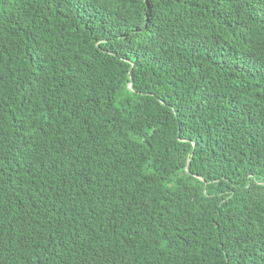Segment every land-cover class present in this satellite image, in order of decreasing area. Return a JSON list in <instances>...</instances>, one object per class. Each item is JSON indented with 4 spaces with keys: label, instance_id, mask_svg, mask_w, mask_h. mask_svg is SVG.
<instances>
[{
    "label": "trees",
    "instance_id": "obj_1",
    "mask_svg": "<svg viewBox=\"0 0 264 264\" xmlns=\"http://www.w3.org/2000/svg\"><path fill=\"white\" fill-rule=\"evenodd\" d=\"M0 264H264V0H0Z\"/></svg>",
    "mask_w": 264,
    "mask_h": 264
}]
</instances>
